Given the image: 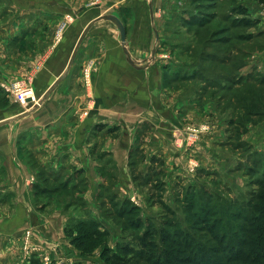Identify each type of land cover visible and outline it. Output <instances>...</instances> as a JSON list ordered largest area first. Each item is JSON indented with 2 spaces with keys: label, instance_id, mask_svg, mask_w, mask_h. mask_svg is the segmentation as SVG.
Wrapping results in <instances>:
<instances>
[{
  "label": "rangeland",
  "instance_id": "rangeland-1",
  "mask_svg": "<svg viewBox=\"0 0 264 264\" xmlns=\"http://www.w3.org/2000/svg\"><path fill=\"white\" fill-rule=\"evenodd\" d=\"M22 1L0 0V64L20 67L18 72L4 73L5 79L0 81V124L4 122L0 126V146L3 160L8 145L9 156L26 170L23 180L28 195L19 197L25 185L16 175V168L8 177L6 168L0 167V264H30L32 259L39 264H106L102 257L104 244L89 248L85 254L72 245L73 237L79 235L78 229L72 227L76 221L98 222L108 235L107 248L115 252L117 244L134 246L137 240L141 241L148 221L151 231L157 233L175 234L179 227L190 228L195 219L193 213L202 203V191L208 192L212 198L209 204L214 206L221 201L238 205L244 194L258 190L254 179L264 171V95L253 98L257 91L246 89L245 84L235 89L226 82L232 76L237 81L250 69L264 75V0H39L36 8ZM27 10L25 22L22 14H27ZM105 17H113L122 25L131 60L135 66L149 69L151 86L147 93L159 107L168 109L174 127L169 126L170 120L159 123L162 143L153 135L158 129L151 119L146 120L121 144L118 140L124 124L105 119L88 131L92 137L86 153L93 161L88 173L82 167L45 168L31 141L37 134L27 129L40 124V113L64 104V100L53 98L46 108L44 103L50 96L59 97L67 90L63 95L69 103L63 109L69 107L68 112L76 107L74 116L79 129L92 112L94 101L88 95L97 62L91 51L92 43L97 41L91 38L87 46L90 34L82 47L78 45L71 62V54L88 25L98 23L90 32L105 37L102 50L109 47L126 57L120 26L115 21L99 20ZM125 59L122 62L126 69L135 72ZM243 65L244 69L239 70ZM50 67L63 70L45 72ZM118 70L122 75V69ZM66 74L73 87L60 86L56 90ZM125 79L129 89L134 80L129 83ZM128 93L133 99L135 94ZM235 96L240 101L236 108L230 101ZM68 97H72L70 101ZM33 113V118L25 119ZM116 116L122 117L117 113ZM164 125L171 129L170 135ZM9 126L17 131L15 137L14 131L9 134L3 129ZM108 140L117 144L119 152L109 154L102 150ZM150 144H154V149L147 151ZM118 161L127 164L120 167ZM43 167L57 171V178H63H43ZM30 169L36 173L27 176ZM72 170L80 172V178L71 174ZM137 175L146 180L135 182L133 176ZM68 177L76 178L70 180L71 187L79 185L81 178L87 180L82 195L84 206L75 203L77 192L61 188L60 183ZM143 181L150 184L145 186ZM155 183L157 186L152 188ZM35 184L40 189L48 188L50 193L41 189L34 194ZM98 185L104 187L99 200ZM115 192L118 200L127 199L128 208H137L134 215L149 217L139 231L123 234L122 226L111 221L115 208L109 198ZM151 193L155 198L146 203ZM190 195L196 199L194 207L188 206ZM19 208L24 209L25 220L18 228H12L14 215L17 222L23 219L22 212H17ZM4 232L10 234L8 239L1 235ZM96 239L97 243L101 241Z\"/></svg>",
  "mask_w": 264,
  "mask_h": 264
},
{
  "label": "trees",
  "instance_id": "trees-1",
  "mask_svg": "<svg viewBox=\"0 0 264 264\" xmlns=\"http://www.w3.org/2000/svg\"><path fill=\"white\" fill-rule=\"evenodd\" d=\"M206 57L210 56L207 55ZM231 69L233 70L232 65ZM243 69L244 65L240 66L239 70ZM235 78L236 76L228 78L229 81L226 83H231L230 86L232 87L234 85L235 89L240 84H245L246 86L248 84H254L248 88L245 86L246 89L257 91L253 94V98L258 95H264V75L255 69H250L245 75L243 74L242 77H239L237 81L234 80ZM256 82L259 83V86L256 85ZM222 86L229 87V85ZM258 89L260 91L263 90V92L260 93ZM249 99L251 100L250 97ZM230 101L235 108L240 102L236 96L235 98H231ZM261 102L264 104L263 101ZM131 157H133L132 154H130ZM256 164L254 162V166ZM132 166L134 165L130 167L132 168ZM42 171L41 175L43 178H56L54 180L63 178H57L60 176V173H57V171L52 172L45 168ZM71 174L78 175L79 178L81 176L80 172L76 170H72ZM76 178L68 177L67 181H62L60 185L63 190L77 192L74 201L84 206L82 195L86 190L87 180L81 178L79 185L77 184L71 187L70 180ZM106 178L108 179L107 175ZM142 179L146 180V177ZM142 179L141 176H133L135 182L140 183ZM254 181L256 182L255 186L257 185L258 190L256 189L257 191L253 190L244 194L243 199L237 202L238 205H233L231 201H221L214 206L210 205L209 200L212 198L208 196L207 191H202L203 193H201L199 198L202 203L199 204L197 211L193 213L195 215L193 225L190 228L179 227L180 230L175 234H171L169 231H161L160 233L151 231L152 224L148 221L149 217H144V219L137 214L134 215L133 211L137 210V208H128L127 204L129 202L127 199L121 200V202L117 199V193L115 192L109 198L112 208H115L110 219L115 225L122 226L121 232L123 234L131 230L133 233L136 230L139 231L143 227L142 225L145 224L144 220L148 221V230L145 232V237L141 241L137 240L134 243L135 245L133 244L137 248L130 243H126L124 245L117 244L115 252L110 251L105 242L108 238L107 233L102 232L105 230L101 229L98 222L91 219L78 220L72 225L79 232L77 237H73L74 241L72 245L85 254L89 253L93 247L104 244L102 257L105 259L106 264H264V171ZM36 182L40 183L38 180ZM143 182L145 186L150 184V181ZM156 186L157 183L152 188ZM32 188L33 190L36 188L34 194L39 193L37 190L42 189L36 184ZM102 188H104L102 185L97 186L98 200L103 196L101 193ZM42 191L45 194L50 193L46 187ZM152 194L149 195L146 203H149L155 198ZM190 196L192 198L188 206L194 207L196 199L192 195ZM114 199H117L116 203L113 202ZM164 210L171 213L168 207H164ZM96 238H100L101 241L97 243ZM156 239L158 243L155 242ZM89 248L91 249L89 250ZM117 249H119V252ZM30 264H39V261L32 259Z\"/></svg>",
  "mask_w": 264,
  "mask_h": 264
},
{
  "label": "crops",
  "instance_id": "crops-1",
  "mask_svg": "<svg viewBox=\"0 0 264 264\" xmlns=\"http://www.w3.org/2000/svg\"><path fill=\"white\" fill-rule=\"evenodd\" d=\"M22 2H24V0ZM40 2L41 1L39 0H33V1L26 0V4H31L35 8L38 6V3ZM26 4L24 3L22 4L23 10H25ZM25 12H27V14H22V15L23 18H25V22H26V19H28L27 16L29 10ZM33 22L35 21L33 20L32 23ZM97 24L98 23L91 24L84 39L80 43L82 47L87 37V34H90V37L86 41L87 46L88 43L89 44L91 43L90 41L91 38L97 41V43H92V46L94 47L92 48L91 51L92 57L97 62L96 70L93 71V75H92L93 85L91 87L90 94L88 95L92 99V101H94L90 106V110L92 111L90 113L91 115L87 117V119H84L79 129V126L77 125L76 122V115L74 116L76 107L71 108V110H69L68 112L67 109L69 107L63 109V105L69 103L66 101V95H63L67 92L66 90V91H62L63 94H59V97H57V95L50 96V98L44 103L43 108H46V106H48L46 103L53 98L54 100L56 99L64 100L63 102L64 104H62L61 102V105H58L53 109L49 107V109L40 113L41 118H39L40 121L39 125H37L36 123V125H34L33 127L31 125L28 126L27 130L30 133L37 134V137L32 138L31 141L33 142L32 144L36 146L38 159L41 162V164L44 165L45 168L57 170L65 166H68L69 169L82 167L86 169L88 173L89 171L88 169L90 168L89 164L90 163L91 165L93 164L92 163L93 161L90 159L89 154L86 153V149L89 152L90 143H88V139L92 137L91 135L92 133H89L88 131L92 129L95 123L106 121L105 119L124 124L123 135L121 136V139L118 140V142L121 144L122 142H126V138L128 136H132L138 125L141 126L142 123L146 120L151 119L150 121L155 125V129H158V126H160L159 123H162L164 121L170 120V124H169L170 127L171 124L173 123L172 121L173 119L169 118V112L168 114L166 112V110L168 109L159 107L154 97H152V95L148 94L146 91L151 86L150 85L151 75L149 69H146L145 67L143 69L140 67L136 68L133 66V68L136 69V71L131 73V71L126 69L125 64L122 62V59L124 60L126 58V57L124 58L123 53L122 55L119 53L118 50L111 51V48L109 47H105V50H102L105 37L104 36L100 37L99 35L96 36L93 34L91 35L92 28ZM87 55H89V51ZM76 56L78 57V55ZM66 65L67 64H65L64 67H66ZM50 68L46 69L45 72L52 74L51 71L56 73L63 70V68L61 67L59 68L50 67ZM71 68L68 74L71 73ZM118 69H122L123 72L121 73L122 75L120 76ZM19 70L20 67L15 66L14 64H10V65L0 64V81L5 79V77L3 76L4 73H10V72L14 73V72H18ZM138 74H141L142 77L141 78L138 77ZM121 78H123L125 82L127 80L125 78H128L129 83L134 80L133 81L134 83L128 89L126 87H129L128 86L129 84H124L125 82H121L122 80ZM69 79L70 78H68L66 74V76L63 78V80L58 85L56 90H58L60 86L63 87L68 86L69 88L73 87ZM114 85H116L115 90H113ZM128 91H130V94L132 95L135 94L133 99L129 98ZM68 98H69L68 101H70L72 97H68ZM123 98L125 100H123ZM115 112L117 114L122 115V117H117ZM33 115L34 113L31 114L30 116L28 115L25 119L33 118ZM62 120H64V122H62ZM55 122L58 123V127L55 126L56 125ZM2 124H4V122ZM172 127H174V125H172ZM163 128L166 130V133L170 135L171 129H168V127H166L165 125L163 126ZM3 129L7 130L9 134H12L13 131L15 132L14 127L12 128L9 126ZM39 129H41L40 132ZM160 130L163 131L162 129L155 130L153 134L155 140H158L161 137L163 132H160ZM16 134L17 131L15 132L13 137H15ZM263 134H264V128H263ZM160 141L164 143L162 138L159 139V142ZM116 145L117 144L110 143L108 140L107 145L104 146L102 150L107 151L109 154L117 153L119 152V150L116 149L115 147ZM6 148L7 150H5V158L3 160V156H2L3 150L2 147L0 146V167L6 168L8 177L11 174H13V171L16 168V175L20 178V180H22V183L25 185V190L24 192L19 193V197H21L20 196L21 194H25V197H27L28 195L27 187H26L27 183L23 180V178L26 177L25 175L26 170L21 164L18 163V161H16L14 158H11L9 156L8 145ZM148 149L149 151L153 150L154 144H150L149 148H146V150L148 151ZM117 163L119 164L120 167H124L127 164L125 161H122L121 163L118 161ZM33 173L36 172L30 169V173L27 174V176L33 175ZM7 182L9 183L10 181L7 180ZM123 182L125 183V180H123ZM17 212H22L23 219L22 220L20 219L17 222L16 215H14L10 223V227L12 228L14 227L18 228L20 225L19 223L21 221L24 222L25 220L24 209L19 208V211ZM17 212L15 214H17ZM3 230L7 231L6 228H4ZM1 235H4L8 239L10 234L4 232Z\"/></svg>",
  "mask_w": 264,
  "mask_h": 264
},
{
  "label": "water",
  "instance_id": "water-1",
  "mask_svg": "<svg viewBox=\"0 0 264 264\" xmlns=\"http://www.w3.org/2000/svg\"><path fill=\"white\" fill-rule=\"evenodd\" d=\"M150 12H151V11H150ZM151 16H152V12H151ZM103 19H104V20L115 21V22L120 26V28H121V41H122L123 51H124V53H125V55H126V57H127V61H128V63H129L130 65H132V66L138 68L137 66H135L134 61L131 60V58H130V56H129V53H128L127 50H126L125 31L123 30L122 25L119 23V21H117V19H115V18H113V17L100 18L99 20H103ZM93 23H94V22H92L91 24H93ZM91 24L88 25L87 29L84 31V33L82 34L81 38L79 39V41H78V43H77V45H76V48H75V50H74V52H73V55H72V57H71V62L73 61V59H74V55H75V53H76V51H77V49H78V47H79L78 45L80 44V42L82 41V39L85 37V35H86L87 31L89 30ZM70 65H71V63L69 64V66H70ZM56 84H57V83H56ZM51 89H52V88H51ZM51 89L48 91V93H46V95L49 94V92H51ZM28 114H29V113H28ZM28 114H25V115H28ZM1 125H4V124L1 123L0 126H1Z\"/></svg>",
  "mask_w": 264,
  "mask_h": 264
}]
</instances>
